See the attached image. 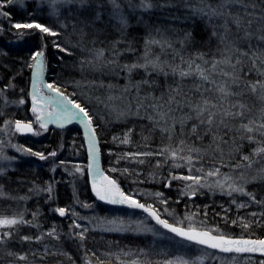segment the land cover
<instances>
[{
    "label": "snow or ice",
    "instance_id": "1",
    "mask_svg": "<svg viewBox=\"0 0 264 264\" xmlns=\"http://www.w3.org/2000/svg\"><path fill=\"white\" fill-rule=\"evenodd\" d=\"M28 3L29 0H0V32L5 30L7 22L9 30L15 29L18 36L40 34L41 47L31 55L35 63L28 64L30 69H34L28 93L34 120L22 122L17 119L14 129L13 121L5 120V127L0 128V132L6 135H39V132L33 131L34 124L45 130L49 123H58L61 128L72 121L82 125L89 158L88 174L93 177L92 191L96 198L108 204L140 209L168 232L201 248L198 256L166 258L157 264H204L205 259H216L215 252L231 254L233 262L241 254L259 253L264 256V239H254L251 235H227L218 228L203 226V221L202 226H194L195 213L184 217L189 222L187 227H180L162 219L153 204L142 203L126 194L115 179L105 176L98 167L99 125L95 123L96 117L91 110L72 98L75 93L70 96L55 81L48 83L43 80L49 38L53 47L68 57L74 56L78 50L80 58L74 67L78 66L82 77L84 73H92L98 74L101 79L89 81L83 77L73 83L77 87L87 84L99 91L101 94L89 99L94 100L97 106L102 105L115 121L134 117L147 122L142 125V132L146 128L148 135L142 137L140 145L145 150L123 152L119 159L137 165H151L155 160L154 169L167 166V177H161L163 186L170 188L173 181L182 182L181 196L191 198L202 189L219 190L221 194L232 197L231 203L237 209L247 208L250 204L260 206V212L249 214L251 219L238 217L231 221V225L241 227L248 234L254 227L264 228V199H258L257 194L246 187L253 183L264 186V0H35L36 9L28 11V16L36 12L46 13L54 19L55 27L31 19L13 21L12 13L7 10L9 6L27 10ZM154 11H167L168 18L174 21L203 23L205 30H210L207 40L201 45L207 51L196 47L199 42L191 29H181L182 35L173 41L165 33H176L174 27L146 24L143 17ZM133 19L137 24L145 25L146 30L143 50L139 55H136V45L128 39ZM109 29L117 37L110 41L99 40L98 37L107 35ZM89 35L97 38L90 40ZM73 37H76L75 41ZM105 43L107 47H97ZM127 54L136 58L121 63ZM136 75L141 78L134 80ZM103 77L109 80L123 78L125 84L105 83ZM8 88H14V85L10 83L0 89V97ZM44 89H47L46 93ZM8 103L24 105L26 101L22 96L18 101ZM48 108L52 110L46 111ZM3 115L0 110V117ZM99 118L105 119L104 115ZM133 134L134 129L128 128L120 136H113V142L130 145ZM157 134L167 143L152 149L151 140ZM3 147V142H0V164L17 159L7 155ZM7 147L41 161L57 156L56 151L45 155L19 144H8ZM60 164L65 162L60 161ZM183 168L188 169L187 174L173 171ZM222 168H229V172H222ZM51 171H56L55 165ZM81 172L82 169L77 166L75 173ZM128 172L127 168L122 170V174ZM6 173L7 165L4 164L0 166V179ZM151 175L155 177L157 173L154 171ZM29 192L35 195L47 192L46 203L54 199L52 184L43 188L34 184ZM234 194L247 200L238 201ZM146 195L157 198L159 204L168 203L163 192ZM28 199L27 195L11 196L0 183V264H48L49 258L58 256L76 264L59 244L62 233L58 232L55 224L47 230L43 229L39 208L30 213L26 208L12 210L10 214L3 210V201L26 202ZM82 206L92 207L90 204ZM52 211L61 218L69 214L76 217L66 235L69 240L79 241L78 249H84L89 229L77 222L84 217L64 207H56ZM204 215L207 216L206 211ZM100 224L106 225L102 229L104 231L143 230L156 234L152 228L142 227L143 221L135 222L134 228L125 227L123 220H102ZM25 229H28L27 233ZM73 229L78 231L73 232ZM51 241L58 243L52 244ZM205 249L213 251L205 252ZM139 253L147 256L143 249ZM92 255H96L95 252ZM54 264L62 262L55 260ZM83 264H91L87 252ZM98 264H105V261L100 259ZM121 264L129 262L122 261ZM130 264H152V261L132 260ZM260 264H264V260Z\"/></svg>",
    "mask_w": 264,
    "mask_h": 264
},
{
    "label": "trees",
    "instance_id": "2",
    "mask_svg": "<svg viewBox=\"0 0 264 264\" xmlns=\"http://www.w3.org/2000/svg\"><path fill=\"white\" fill-rule=\"evenodd\" d=\"M35 9V0H29L27 10L20 9L15 5L9 6L7 10L12 13L13 21H29L31 19L46 25L51 24L54 27L56 26L54 19H50L46 13L41 14L40 12H36V14L29 17L27 14L28 11H34ZM176 14L181 15V13ZM143 19L146 24H151L155 27L171 26L177 29L176 33H165L173 41L182 35L181 29H191L196 40L199 42L196 47L202 51H207V48L201 47V45L207 40L210 30L206 31L204 24L200 21H174L168 18L167 11H154L151 15H145ZM131 23L133 27L129 31L128 39L136 45V55H139L143 50L144 39L146 37L145 25L137 24V21L134 19ZM4 29L3 32H0V89H4L6 85L11 83L14 85V88L6 89L8 99L10 98L9 102L18 101L22 96L26 101L24 105L9 103L6 112L2 116L12 120L14 127V121L17 119L22 122L34 120V115L31 111L32 102L28 96L33 69H30L28 64H34V61L31 60V55L40 49L41 39L39 33L23 37L18 36L16 35L15 29L9 30L7 22H5ZM116 37L117 34L109 29L107 35H100L98 39L110 41ZM95 38L97 37L94 35H89L88 37L90 40ZM72 39L75 41L76 37ZM47 43L48 46L45 52V80L48 83L55 81L58 85L62 86L61 90H66L70 96L72 93H75L72 98L77 102L86 104L96 117L95 123L99 125L97 128L98 147L100 148L99 164L106 176L115 179L126 194L134 196L142 203L153 204L162 219H166L177 226L187 227L189 222L185 221L184 217L190 213H195L196 215L193 217L194 226H202L201 222L203 221V226L207 228H218L227 235L236 237L251 235V238L254 239H264V228L262 227H254L248 234H245L241 227L231 225V221L238 217L251 219L249 214L252 212H260V206L250 204L247 208L237 209L231 203L232 197L221 194L219 190L208 191L207 189H202L194 197L181 196L180 189L182 182L173 181L170 188L163 186L161 177H167L169 171L167 166L163 169H154L153 165L155 164V160L152 161L151 165L147 163L137 165L135 163H129L127 160L119 159L123 152L145 150L140 145L143 142L142 137L148 135L146 128L142 132V125L147 122L134 117H129L122 121H115L112 117H109L102 105L97 106L94 100L89 99L91 96L101 94L99 91L90 88L87 84H84L82 87H77L73 83V81H81L83 77H86L89 81L93 79L99 80L101 77L98 74L92 73H84L82 77L78 66L74 67L75 62L80 58L78 50L74 56L68 57L65 53H60L53 47L51 38H49ZM100 46L107 47V43L97 45V47ZM61 57L64 59L61 60ZM135 58L134 55L127 54L121 60V63L131 62ZM140 78V75H136L134 80H139ZM102 79L105 83L111 82L121 86L125 84L123 78L109 80L108 77H103ZM161 83H163L162 78ZM101 115H104V120L99 118ZM109 120L112 122H107ZM128 128L134 129L132 144L123 145L119 144V142H113V136H120ZM33 131L39 132L40 134L23 135L19 133L16 139L17 142L20 145L31 148L33 151L43 152L45 155L56 151L57 156L50 157L45 162L39 160L37 157H33V161L37 162L39 164L38 166H34V162L29 161L25 167L19 166L17 169H9L6 176L2 178V182L4 183V187L6 186V191L11 193V195L16 194L20 189L24 192L28 190V186H23V183L30 184L33 183L30 181L34 180L38 186L46 187L49 182V184L53 185L54 199L46 203L48 194L36 196L28 200L24 207H20L16 202L12 201V204H15L11 208L12 210L26 208L30 213L39 208L41 212L40 223L43 225V229L47 230L55 224L58 232L62 233L59 244L63 246L64 251H67L73 257L76 264H83L82 262L86 252L91 264H98V260L100 259L104 260L105 264H121L122 261L129 262L130 264L132 260L143 261L145 259L151 260L152 264H157V262L163 261L166 258L171 259L174 253H170V250L155 244L150 235L134 234L131 232H105L92 229L91 222H93L92 220L94 218H102V216L104 217L103 214L113 213L117 209L113 205L99 201L91 190L87 168L89 161L87 144L83 128L78 123H70L63 128L49 125L47 126V130L41 129L38 124H34ZM163 143H167V141L162 140L157 134L151 140V147L155 149ZM204 144H207V140L204 141ZM225 151L227 152V148H225ZM59 160L64 161L68 169L73 171L72 173L74 175L69 177L64 176V178L54 181V177H58L61 174L64 175L59 169L55 172L50 169V166L54 165L55 161L56 163H60ZM77 166L80 168L83 167L81 173H75ZM210 166L206 165V167ZM113 168L117 170L111 171ZM125 168L129 169V172L122 174V170ZM154 171L157 173L155 177L151 175ZM173 171L177 174H187L188 169H174ZM221 171L226 173L229 171V168H222ZM133 173H139V175ZM52 176L54 177L52 178ZM209 179L212 180L215 178ZM55 185H57L56 188L54 187ZM246 187L248 191L255 192L258 199H264V186H261L259 183H253ZM157 191L164 193V196L168 199L167 204H159L157 198L146 195V193H155ZM234 196L238 201L247 200L246 197H240L236 194ZM83 204H90L92 207L84 208L82 206ZM56 207L70 209V211H75L79 216L84 217L83 220H77L78 223L89 229V232L86 234L87 239L84 242V249L77 248L78 240L73 241L67 239L66 234L69 231V225L76 217L69 214L61 218L52 211ZM205 211L207 212V216L204 215ZM169 213H172V215H169ZM29 218L31 217L29 216ZM178 221H183V223H177ZM24 231L27 233L28 229ZM32 231L34 232L35 230L33 229ZM75 231L78 230L73 229V232ZM51 243L57 244L58 242L51 241ZM140 249H143L147 253V256L139 253ZM93 252L96 255H92ZM109 253L111 255H107ZM124 253H129V255H124ZM252 258L254 261L250 264H259V260H264V256H261L259 253H250L248 259L251 260ZM55 260L61 261L62 264H72V261L67 260L63 256L49 258L48 264H54Z\"/></svg>",
    "mask_w": 264,
    "mask_h": 264
},
{
    "label": "rangeland",
    "instance_id": "3",
    "mask_svg": "<svg viewBox=\"0 0 264 264\" xmlns=\"http://www.w3.org/2000/svg\"><path fill=\"white\" fill-rule=\"evenodd\" d=\"M45 69H46V66H45ZM33 71H34V69H33ZM44 72H45V70H44ZM44 74H43V80L46 81ZM32 78H33V73H32ZM32 78H31V82H32ZM30 90H31V87H30ZM43 91L46 93L47 89H44ZM9 99H8V92L7 91H5L3 96L0 97V110H2L3 113L6 112L7 107L9 106V103H8ZM51 110H52L51 108L46 109V111H51ZM5 120H10V119L7 117H0V128L5 127V125H4ZM71 123H78V122L72 121ZM68 124H70V123H67L65 125H68ZM49 125L60 127L58 123H49L48 126ZM80 126L82 127V125H80ZM13 129H14V127H13ZM83 132H84V129H83ZM18 134L19 133L6 135L5 133L0 132V142H3V145H4L3 151L9 156L17 157V159L14 161L3 162V164H0V166H3L4 164H6L7 165V171L9 169L10 170L17 169L19 166L25 167L27 165L26 163H28L29 161L34 162L33 163L34 166L39 165L37 162L33 161V157L21 155L20 153L16 152V150L14 148L7 147L8 144H19V142H17V140H16ZM29 134L33 135L32 133H29ZM45 161H47V160H45ZM88 163H89V161H88ZM54 165L56 166V170L59 169L64 174V175H62V174L60 175L62 177L52 176V178L54 177V181L61 179V178H64V176H67V177L71 176V175H69V173L70 172L72 173L73 171L69 170L66 164L61 165L60 163H56V161H55ZM54 165L50 166V169H52ZM98 167H99L100 171L106 176V174L100 168L99 159H98ZM81 169L83 170V167ZM227 172H229V171H227ZM92 178L93 177L89 175L91 190H92ZM50 180H52V179H50ZM101 180H102V177H101ZM30 182H33V183H30V184H24L23 183L22 184L23 186H26V185L28 186L27 187L28 190H25L26 193L24 191H21L22 189H20L18 192H16V194H12V195H11V193H9V194L11 196H16V197L27 195L30 197V199H28V200H31L33 197H36V196L48 194L47 192H42V193H40V195H35L34 193L29 192V188H32L34 186V184L38 185L37 183L34 182V180L30 181ZM78 182H79V180H78ZM0 183H3L2 179H0ZM99 183H100V181H98V184ZM48 184H49V182H48ZM56 186L57 185H55L54 187L56 188ZM5 187H4V191L8 193V191H6V189H5ZM41 188H43V187H41ZM93 194L95 195L94 192H93ZM28 200L26 202L25 201H14V202H16L18 206L24 207L27 204ZM99 201H101V200H99ZM101 202L108 204L105 201H101ZM2 203L4 204L3 210H6L10 214L12 211L11 208L15 204H12V201H3ZM9 204H11V207H8ZM109 205H113V204H109ZM113 206L117 209V211L115 210L113 213H110L107 215L103 214L104 217L102 216V218H99V219L94 218L92 220L93 222H91V224H92L91 226L93 227L92 228L93 230L96 229L98 231H104L102 229L106 225L100 224V221H102V220H117V221L123 220L125 222V227L131 226L132 228L135 227V222L143 221L144 224L142 227L152 228L156 234H153V232H147V231H143V230H141L139 232L134 231V230L105 231V232H118V233L131 232L134 234L150 235L153 238V240H154L153 242L155 244L160 245L162 248L170 250V253L171 252L174 253L171 256V259H173L177 256H182L185 258H191V257H195V256H198L201 254L200 246H197L193 243L185 241V240L181 239L180 237H177L173 233H170L167 230L163 229L160 225L156 224V222H154L153 219H151V217H149L147 215V213H144L142 210L131 209V208L127 207L126 205H113ZM106 217H108V218H106ZM204 251L205 252H212L213 250L205 249ZM215 256H216L215 260L205 259L204 264H250L251 262L254 261L253 258L251 260L248 259V256H250V254H241V255L236 257V261H234V262L231 261V259H230L231 254H223V253L215 252ZM260 261L261 260L258 261L259 264H260Z\"/></svg>",
    "mask_w": 264,
    "mask_h": 264
},
{
    "label": "water",
    "instance_id": "4",
    "mask_svg": "<svg viewBox=\"0 0 264 264\" xmlns=\"http://www.w3.org/2000/svg\"><path fill=\"white\" fill-rule=\"evenodd\" d=\"M27 134H29V133H23V135H27ZM154 221V220H153ZM155 222V221H154ZM164 229V228H163ZM166 230V229H165ZM174 234V233H173ZM175 235V234H174Z\"/></svg>",
    "mask_w": 264,
    "mask_h": 264
}]
</instances>
